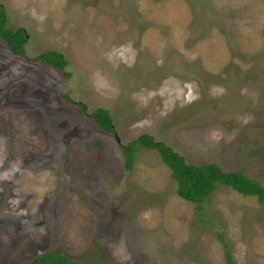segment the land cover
I'll return each mask as SVG.
<instances>
[{"label": "rangeland", "instance_id": "rangeland-1", "mask_svg": "<svg viewBox=\"0 0 264 264\" xmlns=\"http://www.w3.org/2000/svg\"><path fill=\"white\" fill-rule=\"evenodd\" d=\"M0 4L28 38L25 58L0 39V264L48 251L86 264H225L158 154L140 148L128 172L120 145L147 134L187 164L264 187V0ZM47 51L69 78L31 61ZM99 108L112 133L90 118ZM210 197L234 264H264V206L226 186Z\"/></svg>", "mask_w": 264, "mask_h": 264}, {"label": "trees", "instance_id": "trees-1", "mask_svg": "<svg viewBox=\"0 0 264 264\" xmlns=\"http://www.w3.org/2000/svg\"><path fill=\"white\" fill-rule=\"evenodd\" d=\"M7 19L3 6L0 4V39L6 43L8 51L13 56L25 58L24 48L28 38L23 29H10L6 26ZM33 62L49 65L52 68L62 71L66 78L70 74L65 71L67 60L57 51H47L31 59ZM84 112V107L81 106ZM90 118L95 124L105 131L112 133L113 121L107 110L97 109L90 114ZM94 145H97L95 142ZM155 151L160 157L162 163L170 170V176L176 183L177 196L195 206L196 217L199 223L213 227L217 241L222 247L225 264H234L230 246L227 243L225 230L220 220L215 216L212 222L206 209V204L211 199V195L216 191L218 186H226L235 193L243 197L256 198L260 205L264 206V187L257 181L248 178L242 172H224L216 164H203L193 166L187 164L184 157L176 153L165 143L156 141L152 136L143 134L126 145H120L125 162V171L131 172L136 163V154L139 149ZM86 258L75 259L61 254L56 251L44 252L26 264H86ZM90 264H94L90 262Z\"/></svg>", "mask_w": 264, "mask_h": 264}, {"label": "water", "instance_id": "water-1", "mask_svg": "<svg viewBox=\"0 0 264 264\" xmlns=\"http://www.w3.org/2000/svg\"><path fill=\"white\" fill-rule=\"evenodd\" d=\"M226 124H230V123H226ZM114 137H115V140H116V142L118 143V144H120V139H119V137L115 134L114 135Z\"/></svg>", "mask_w": 264, "mask_h": 264}]
</instances>
